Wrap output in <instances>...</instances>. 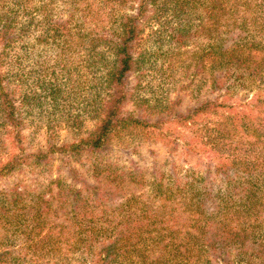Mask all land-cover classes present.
Wrapping results in <instances>:
<instances>
[{"label": "rangeland", "instance_id": "1", "mask_svg": "<svg viewBox=\"0 0 264 264\" xmlns=\"http://www.w3.org/2000/svg\"><path fill=\"white\" fill-rule=\"evenodd\" d=\"M259 4L264 5V0H0V72L19 121L14 132H20L12 150L20 146L18 153H35L48 141L76 140L93 127L101 110L96 107L101 108V98L109 88L103 84L105 71L130 16L137 27L130 44L139 62L128 76L131 97L123 110L159 121L163 127V134L142 129L140 134L116 136L105 149L76 158L53 153L46 161L36 162L27 157L14 172L0 177V264H118L119 258L104 250L109 239L93 240L84 232L85 245L78 235L85 228L80 227L124 220L121 212L128 196L134 197L131 210L135 212L138 200L149 203L154 181L182 185L188 171L201 191L197 199L210 195L206 210L216 209L213 195L225 193L227 182L212 165L207 167L196 140L216 150L218 146L209 139L230 110L204 112L186 126L169 119L174 110L184 112L206 100L228 104L251 97L255 83L228 73L225 79L226 71L211 67L208 47L218 40L205 30L217 13L222 24L219 42L232 44L241 30V44L250 40L249 35L261 44L264 21L254 18L261 16ZM220 7L225 13H220ZM232 22L244 26L227 29ZM252 53L264 58L260 46ZM199 62L206 67L199 69ZM48 80L56 81L54 87ZM2 122L0 115V132L7 135ZM167 128L172 133L166 134ZM189 143L192 150L186 153ZM173 170L179 175L167 174ZM91 185L103 194H93L88 202L86 192ZM110 186L119 189L109 192ZM235 190L240 189H230ZM257 195L263 199L255 207L246 200L249 213L241 219L251 236L244 246L239 238L235 245L205 243L182 258L155 252L161 260L155 264L263 263L264 193ZM234 198L242 201L240 193ZM158 203L154 202V209ZM94 206L97 216L88 211ZM214 215V220L212 214L208 217L216 222L220 217ZM166 225L158 223L149 237L157 238L158 230Z\"/></svg>", "mask_w": 264, "mask_h": 264}, {"label": "trees", "instance_id": "2", "mask_svg": "<svg viewBox=\"0 0 264 264\" xmlns=\"http://www.w3.org/2000/svg\"><path fill=\"white\" fill-rule=\"evenodd\" d=\"M211 1L218 3V0ZM260 6L261 4H259ZM261 9L259 10L261 16L255 15L254 18L264 21V5L261 6ZM220 13H225L223 7H220ZM214 16L216 18L212 22L210 20L205 30L209 35L216 36L218 40L217 44L208 47L207 55L211 56L209 57L212 62L211 67H220L226 71L223 74L225 79H227L226 73H228L235 75L236 79L243 78L255 83L256 90L250 98L239 103L221 104L206 100L199 105L195 104L185 109L184 112L176 109L171 113L173 116L169 120L172 123L186 126L190 123L189 120L193 121L196 117H201L204 112H215L218 111L217 108L223 107L230 110L224 116V120L218 123L214 129L216 134L209 139V143L218 146L216 150L211 151L206 146L207 144L196 140L198 146L202 145V151L199 153L197 151V153L200 154V157H203L204 154L208 161L205 164L209 169L211 165L214 167V172L227 182L228 190L223 194L213 195L214 200L217 201V207L214 211L210 209L207 212L206 203L210 195L202 200L197 199L201 191L196 186V177L192 175L190 178L188 174L191 173L188 171L184 174L188 176V180L184 181L182 185L164 184L160 179L154 181L152 192L149 195L150 204L148 199L146 201L138 200L135 212L131 210V200L134 197L128 196L123 204L124 210L121 212L124 220L118 222L97 221L99 226L96 228L89 225L81 226L80 228H85V230L78 234L79 240H85L81 238L84 232L89 233L93 240L109 239V244L104 246V250L107 251L108 256L113 254L112 256L119 258L118 264H155L156 262L160 263L159 256H162L163 253L164 255L169 254V257L182 258L186 252L202 248L205 243L211 247H215L214 242L222 245L224 241L232 242L235 245L237 239L240 238L239 241L244 246L251 239L250 234L245 232L246 227L241 224V219L249 213L248 204L255 207L257 201L263 199L257 193H264V58L258 59V56L252 53L256 47L260 46V50L264 54V37L260 40L261 44H257L254 35H249L247 38L250 40L241 44L243 38L240 30L239 37L233 38L232 44H226L227 40L219 42L222 40V35L218 27L222 24L218 14L215 13ZM246 24L247 22H245ZM242 26H244L243 23L232 22L226 28H241ZM202 28L205 29V26ZM120 34V41L113 48V61L107 67L104 75L103 84L109 88L101 98L102 102L99 105L101 108H98V105L96 107L101 110L93 127L76 140L61 144L48 141L44 149L42 148L43 150H38L35 153H18L20 146L16 150H12L16 139L20 137L19 131L14 132L19 121L0 72V115L3 120V128L7 131V135L0 132V177L14 172L27 157L34 158L36 162L44 159L46 161L47 157L53 153L76 158L105 149L116 136H127L132 132L140 134L142 129H145L144 131L160 130V133L163 134V127L159 121L148 120L123 110L124 104L131 97L128 76L138 69L139 62L132 50V44H130V41L137 36L134 17L130 16L125 19ZM183 35L180 34L179 37ZM196 66L199 69L206 67L204 62H199ZM231 69L236 74L233 70L230 72ZM48 82L52 87L56 83L55 80H48ZM103 84L101 83V86ZM167 130H165L166 134L172 133L169 128ZM186 146L184 151L188 153L192 150L190 143ZM2 149H4L3 152ZM213 155L214 157H212ZM164 174L166 173L162 175ZM167 174L176 175V172L173 170ZM116 187L118 186H110L108 191L113 192L114 188L119 189ZM232 187L233 190L240 189L242 191L235 190L232 193L230 191ZM81 192L82 189L79 190V194ZM228 192L231 193L228 194ZM238 193L242 198L240 202L234 198V195ZM93 194L101 196L103 190L97 186H88L85 199L89 202V198ZM231 199L234 200L233 203H230ZM157 200L159 203L154 209L153 205ZM242 204L246 206L244 210ZM92 208L88 207V211L94 214L95 206ZM214 212L218 213L220 217L216 222L211 221L208 217L212 214L213 220L216 219ZM95 214L98 215L96 212ZM99 214L105 215V211L103 210ZM176 214H184V217L181 218ZM85 223L93 225L91 222ZM158 223H167V225L158 230L157 238L149 237L155 230L154 226L157 227ZM87 242L88 240H85L83 243L86 245ZM260 247L264 249V242H260ZM155 252H160L159 256ZM134 258L138 260L132 261ZM262 262L261 264H264V257Z\"/></svg>", "mask_w": 264, "mask_h": 264}]
</instances>
